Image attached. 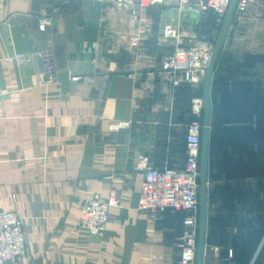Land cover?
Returning <instances> with one entry per match:
<instances>
[{
  "label": "crops",
  "instance_id": "1",
  "mask_svg": "<svg viewBox=\"0 0 264 264\" xmlns=\"http://www.w3.org/2000/svg\"><path fill=\"white\" fill-rule=\"evenodd\" d=\"M40 19L48 26L39 30ZM148 35L130 46L129 15L97 0L0 6V210L22 221L20 264H177L181 213L137 210L145 169H181L193 101L203 84L159 72L167 24L200 37L210 14L146 10ZM213 33V34H212ZM51 50L53 83L16 55ZM68 71L82 77L72 83ZM204 264H264V0L235 13L210 86ZM121 199L102 238L78 227L85 203Z\"/></svg>",
  "mask_w": 264,
  "mask_h": 264
},
{
  "label": "built area",
  "instance_id": "2",
  "mask_svg": "<svg viewBox=\"0 0 264 264\" xmlns=\"http://www.w3.org/2000/svg\"><path fill=\"white\" fill-rule=\"evenodd\" d=\"M33 0H0V6L10 2ZM127 13L135 25V33L130 38V46L143 45L148 35L145 12L152 7L174 9L181 17L200 18L210 14L213 18L212 31L217 34L230 0H97ZM252 0H238L235 13L247 10ZM39 30L49 24L40 19ZM213 34V33H212ZM162 37L172 44V50L159 63V72L173 77L174 86H182L201 81L208 67L215 35L207 40L183 32L178 25L167 24L162 29ZM16 62H32L36 65V82L39 86L53 83L55 79L54 57L51 50H42L30 55H16ZM72 83L82 81V77L67 73ZM191 114L193 121L186 127L185 162L181 169H145L137 210L148 219L157 220L165 212L181 213L182 235L178 242L180 257L177 264H195L198 237V180L201 146L202 102L193 101ZM121 199L111 190L104 201L94 199L79 210L78 227L88 238H102L109 221L110 211L120 208ZM26 259V241L21 218L15 212L0 210V264H20Z\"/></svg>",
  "mask_w": 264,
  "mask_h": 264
},
{
  "label": "water",
  "instance_id": "3",
  "mask_svg": "<svg viewBox=\"0 0 264 264\" xmlns=\"http://www.w3.org/2000/svg\"><path fill=\"white\" fill-rule=\"evenodd\" d=\"M238 0H230L223 22L217 32L213 44V50L208 67L201 82L203 84L202 92V119H201V146H200V165H199V180H198V237L195 264H204L205 251V232H206V194H207V170H208V155H209V133L211 122V101H210V86L213 70L219 54L221 52L223 42L234 18ZM200 39L207 40L210 35V28H200Z\"/></svg>",
  "mask_w": 264,
  "mask_h": 264
},
{
  "label": "rangeland",
  "instance_id": "4",
  "mask_svg": "<svg viewBox=\"0 0 264 264\" xmlns=\"http://www.w3.org/2000/svg\"><path fill=\"white\" fill-rule=\"evenodd\" d=\"M190 18V17H189ZM191 19H197L196 17H192Z\"/></svg>",
  "mask_w": 264,
  "mask_h": 264
}]
</instances>
